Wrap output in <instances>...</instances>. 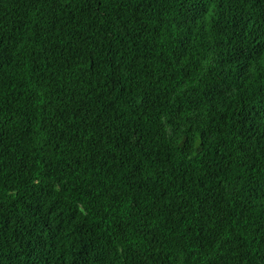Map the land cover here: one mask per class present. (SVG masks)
I'll return each instance as SVG.
<instances>
[{
    "label": "trees",
    "instance_id": "obj_1",
    "mask_svg": "<svg viewBox=\"0 0 264 264\" xmlns=\"http://www.w3.org/2000/svg\"><path fill=\"white\" fill-rule=\"evenodd\" d=\"M0 264H264V0H0Z\"/></svg>",
    "mask_w": 264,
    "mask_h": 264
}]
</instances>
